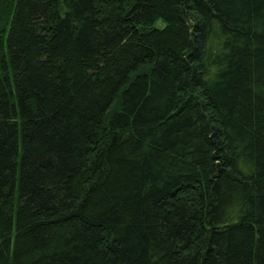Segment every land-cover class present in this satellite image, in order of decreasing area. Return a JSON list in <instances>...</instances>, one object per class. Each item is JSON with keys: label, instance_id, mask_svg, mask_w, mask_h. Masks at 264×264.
I'll return each instance as SVG.
<instances>
[{"label": "trees", "instance_id": "obj_1", "mask_svg": "<svg viewBox=\"0 0 264 264\" xmlns=\"http://www.w3.org/2000/svg\"><path fill=\"white\" fill-rule=\"evenodd\" d=\"M0 264H264V0H0Z\"/></svg>", "mask_w": 264, "mask_h": 264}]
</instances>
